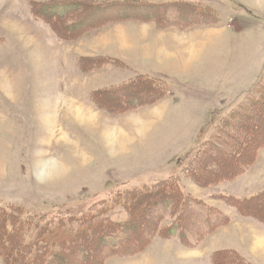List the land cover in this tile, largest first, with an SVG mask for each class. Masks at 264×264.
<instances>
[{"label": "rangeland", "instance_id": "1", "mask_svg": "<svg viewBox=\"0 0 264 264\" xmlns=\"http://www.w3.org/2000/svg\"><path fill=\"white\" fill-rule=\"evenodd\" d=\"M132 1L157 8L123 10L118 3L125 0H0V201L45 213L175 175L204 203L196 205L199 213L181 215L184 237L179 228L167 237L177 213L165 212L151 232L155 211L144 206L143 219H132L140 232L148 230L146 247L135 256H106L100 264H214L222 250L264 264V226L225 203L226 196L264 190V148L241 176L215 186L194 183L181 165L194 144L198 149L216 140L217 125L264 76V0ZM171 1L206 5L218 19L205 22L198 14V26L187 28L197 11L190 7L180 17L178 3L175 10L158 9ZM73 9L71 19L84 33L63 41L56 33L70 34L59 21ZM153 16L165 21H145ZM138 75L160 81L165 92L141 104L146 94L119 88ZM234 135L241 137L237 130ZM263 135L264 126L247 137ZM214 157L224 168L235 166ZM196 172L202 180L215 176ZM113 209L119 214L113 221L126 220L121 206ZM217 264L226 263L219 258Z\"/></svg>", "mask_w": 264, "mask_h": 264}, {"label": "trees", "instance_id": "2", "mask_svg": "<svg viewBox=\"0 0 264 264\" xmlns=\"http://www.w3.org/2000/svg\"><path fill=\"white\" fill-rule=\"evenodd\" d=\"M75 1L84 0H71L74 3ZM125 1L127 2L118 3L122 9L127 8L125 6L128 8L135 6L144 8L145 12L152 13L157 8L149 2L132 1L133 3H130L128 0ZM173 3L182 4L176 7L180 10V17L184 15L182 12H188L190 7L197 11L195 13L197 18L188 24L187 28L191 25L198 26L196 24L200 20L198 14L204 18L205 22H208L212 16L215 20L218 19L211 7L190 4L185 1L160 4L158 9L164 10L169 8L165 6H173L175 10ZM97 9L103 11L108 7ZM74 12L75 9L63 12L62 21H59L61 22L59 28L62 30L65 27L66 33L70 34L69 37H65L56 33L63 41L75 40L74 38L80 37L84 33V30H79V20L71 19ZM164 17H148L145 21L158 24V19L161 20L160 22L165 21ZM132 19L139 20L140 18ZM142 20L144 19L142 18ZM174 24L180 26V24ZM77 31L78 33H76ZM72 33L75 35L71 36ZM164 87L160 81L146 75H138L119 88H122L123 91L130 88L134 89V92L138 90L136 93L146 94L148 99L141 104H148L152 101L153 96L158 98L161 92L163 93ZM129 97L138 101L137 96L129 94ZM253 120L255 121L253 122ZM263 126L264 76L250 97L229 112L225 119L217 125L213 135L216 140L204 141L205 147L201 146L196 149V144H194L192 148H189L182 160V174L194 183L198 182L197 184L202 187L233 181L244 173L246 168L255 161L258 151L264 148V135L259 138H248ZM234 130H237L241 137L239 135L232 136ZM211 152L214 153L211 154ZM243 154L246 156L241 158ZM215 155L224 161L234 163L235 166L229 169L226 166L223 167L225 163L222 165L214 163ZM209 156L212 159L210 162H213L211 165L203 158ZM199 161L206 162L207 166L204 165L205 163L201 166ZM194 171H197L202 177H205L204 175L211 176L210 173L214 171L215 176L212 175L211 178L202 180L201 177L198 179L199 177L193 174ZM176 177L169 175L150 185H131L123 191L115 190L111 193L106 191L95 194L81 201L59 204L55 209L45 213H36L24 206L0 201V262L1 264H100L106 256H135L146 247L150 240L148 230H145L144 233L140 232L141 225L137 221L143 219L142 214L139 213L142 212L144 206L147 209L149 207L148 210L155 211L149 221L156 224H151L149 227L153 226L151 232L157 228L158 222L163 218L165 212H168L169 215L177 213L178 218L173 219L165 230L170 231L168 237L174 233L173 228H179L182 233H180V238H182L185 233L178 225V222L181 223V215H186L185 212L192 214V211L199 213L196 205L203 202L197 201L192 198L191 194L186 193ZM226 199L225 203L233 207L239 215L256 219L264 226V190L248 198L226 196ZM115 204L122 207L126 220L113 221L112 218L119 215L118 212H114ZM138 207L139 211L136 212L135 209ZM214 211L216 217L222 216L226 220V217L217 209ZM133 217H137V220L132 219ZM136 231L139 232L136 234ZM214 255V264H217L219 258H223L226 264H248L232 250L217 251Z\"/></svg>", "mask_w": 264, "mask_h": 264}, {"label": "crops", "instance_id": "3", "mask_svg": "<svg viewBox=\"0 0 264 264\" xmlns=\"http://www.w3.org/2000/svg\"><path fill=\"white\" fill-rule=\"evenodd\" d=\"M127 22H129V21H127ZM129 23H131V22H129ZM85 36V35H84Z\"/></svg>", "mask_w": 264, "mask_h": 264}, {"label": "bare ground", "instance_id": "4", "mask_svg": "<svg viewBox=\"0 0 264 264\" xmlns=\"http://www.w3.org/2000/svg\"><path fill=\"white\" fill-rule=\"evenodd\" d=\"M77 112V111H76Z\"/></svg>", "mask_w": 264, "mask_h": 264}]
</instances>
